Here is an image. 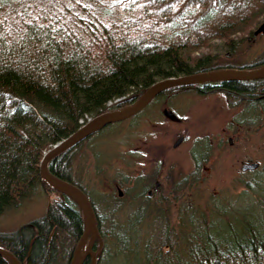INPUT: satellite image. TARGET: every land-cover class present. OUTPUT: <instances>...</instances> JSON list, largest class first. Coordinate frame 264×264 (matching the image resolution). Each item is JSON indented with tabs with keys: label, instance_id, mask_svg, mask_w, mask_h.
<instances>
[{
	"label": "trees",
	"instance_id": "1",
	"mask_svg": "<svg viewBox=\"0 0 264 264\" xmlns=\"http://www.w3.org/2000/svg\"><path fill=\"white\" fill-rule=\"evenodd\" d=\"M263 19L264 0H0V215L34 195L38 187L48 196L43 215L13 231H0V248L21 264H71L84 232L83 214L74 199L41 178L44 153L89 119L131 106L158 81L250 69L264 60V51L256 61H242L240 41L254 39L252 28L257 29ZM237 34H248V38L236 42ZM214 41L230 55L223 54L216 65L210 55L196 56L211 49ZM261 81L217 82L214 91L230 93L246 105L250 85ZM199 86L171 87L157 98ZM258 120L248 117L245 121ZM88 139L48 165L53 176L78 187L87 197L72 176V166L75 152ZM204 155L198 152L200 160L194 155L191 180L176 182L173 197L171 193L156 197L150 207L147 227L159 219L160 229L156 242L148 239L142 246L134 242V248L148 254L144 264H264V221L231 205L212 206L209 212L196 209ZM258 168L241 174L254 177ZM244 195L248 194L239 196ZM141 198L143 194L135 197ZM216 198L213 195L211 203ZM114 199L121 203L111 201L105 206L109 232L97 217L103 248L96 264H119L118 254L127 251L130 243L126 242L129 235L115 231L122 222L117 216L129 207L124 200ZM149 199L147 195L141 202L146 205ZM259 205L264 210L263 197ZM170 207L177 214L174 221L167 213ZM129 216H135L129 229H135L134 239H139L140 217L136 210L125 219ZM99 246L95 240L91 249ZM90 262L88 256L82 264ZM0 264L9 263L0 257Z\"/></svg>",
	"mask_w": 264,
	"mask_h": 264
},
{
	"label": "rangeland",
	"instance_id": "2",
	"mask_svg": "<svg viewBox=\"0 0 264 264\" xmlns=\"http://www.w3.org/2000/svg\"><path fill=\"white\" fill-rule=\"evenodd\" d=\"M241 37L247 39L248 34H237L234 38L238 42ZM242 40V61H256L264 51V36L256 35L249 42ZM212 45L211 49L202 50L196 56L210 55V61L216 65L227 51L218 47L221 46L219 41L212 42ZM247 106L221 91L198 95L185 90L156 98L135 116L106 126L81 144L73 158L72 176L90 196L88 198L94 203L102 227L109 232V214L105 206L111 201L121 203L114 198L124 200L129 207L117 216L122 222L115 230L116 234L121 235L124 231L129 235L126 242H130L127 251L118 254L119 264L146 262L148 254L143 249L134 248V242H139V246L148 239L156 242L160 220L147 227L151 224L150 207L155 205L156 197L164 198L167 193L173 197L175 188L172 191V186L176 182L183 178L191 180L189 177L195 172L194 158L200 160L198 152L203 154L204 151L207 160L198 170L202 187L194 200L196 209L203 207L204 212H209L212 206L226 209L231 205L232 209L252 219L264 221V210L259 205V200L264 198V192H261L264 191V122L247 123L245 120L251 114L244 113ZM123 109L111 112L119 113ZM165 111L171 112L177 121L165 116ZM179 138L182 142L174 148ZM251 162L259 164L256 175H242L241 166ZM247 180L251 182L249 185H245ZM155 181L159 190L152 193L150 202L145 205L141 200H145L147 192L155 187ZM134 186L136 188L131 191ZM117 188L122 193L120 198ZM245 192L251 196H239ZM138 194H143V198L135 199ZM257 194L259 198L255 197ZM213 195L218 198L211 203ZM51 197L56 198V195ZM131 204L134 205L128 206ZM47 205L48 196L38 187L34 195L0 215V231H13L38 218L45 213ZM133 210L140 217L139 239H134L135 229H129L135 216L125 219ZM167 213L174 221L177 214L173 207ZM106 235L109 242H113L110 234Z\"/></svg>",
	"mask_w": 264,
	"mask_h": 264
},
{
	"label": "water",
	"instance_id": "3",
	"mask_svg": "<svg viewBox=\"0 0 264 264\" xmlns=\"http://www.w3.org/2000/svg\"><path fill=\"white\" fill-rule=\"evenodd\" d=\"M260 33L264 34V22L254 31L255 36ZM260 79H264V65L253 70L241 69L235 71L205 72L195 75L167 78L158 81L147 88L145 92H143V94L131 106L123 109L119 113L107 112L91 118L82 126H80L75 132L70 134L65 139L57 142L47 152H45L39 164V173L41 178L53 188L74 199L78 203L83 214L84 232L74 250L71 264H82L83 260L88 256L91 258L90 264H96L97 256L103 248V241L97 227V217L95 210L92 207L88 197L78 187L68 182L59 180L49 172L48 165L53 158L93 136L102 128L135 116L141 112L155 97L163 93L168 88L175 86H192L206 82L256 81ZM165 116L170 118L172 121H177V118L171 112L165 111ZM181 142L182 138H179L173 147H177ZM258 167V163L251 162L248 164H243L240 168V171H253ZM158 186L159 184L156 183L155 189H157ZM117 191L119 197H121V191L118 188ZM95 240L100 241V246L98 250L93 251L91 246ZM81 250H83L82 255L79 254ZM0 257L5 259L9 264H21L11 253L2 250L1 248Z\"/></svg>",
	"mask_w": 264,
	"mask_h": 264
},
{
	"label": "flooded vegetation",
	"instance_id": "4",
	"mask_svg": "<svg viewBox=\"0 0 264 264\" xmlns=\"http://www.w3.org/2000/svg\"><path fill=\"white\" fill-rule=\"evenodd\" d=\"M264 65V60L257 62L256 64H253L250 69L247 70H253L260 68ZM259 83L251 84L250 87V94L248 96V108L250 107V119L255 118L256 120L261 118L260 123L264 122V79ZM217 82H208V83H200V86L198 89L191 90L188 89L189 91H194L198 95H207V94H212L216 90L214 87L217 86ZM193 89V88H192ZM229 95L230 93H225ZM157 97H155L146 107H148ZM259 122V120H258ZM248 123V122H247ZM251 123V122H250ZM254 124V123H252ZM231 142V141H229ZM247 172V171H246ZM156 182V181H155ZM154 182V183H155ZM157 183V182H156ZM156 185V184H155ZM154 187V186H153ZM148 191L147 194L149 197L152 196V193L155 192V187Z\"/></svg>",
	"mask_w": 264,
	"mask_h": 264
},
{
	"label": "bare ground",
	"instance_id": "5",
	"mask_svg": "<svg viewBox=\"0 0 264 264\" xmlns=\"http://www.w3.org/2000/svg\"><path fill=\"white\" fill-rule=\"evenodd\" d=\"M94 244H95V243H94ZM93 250H94V249H93ZM94 251H95V250H94ZM82 253H83V250H81L79 254L82 255Z\"/></svg>",
	"mask_w": 264,
	"mask_h": 264
}]
</instances>
